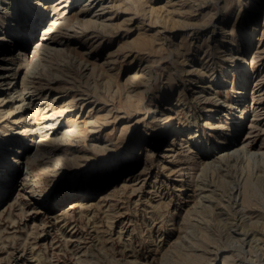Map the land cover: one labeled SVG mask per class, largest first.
I'll list each match as a JSON object with an SVG mask.
<instances>
[{
  "label": "rangeland",
  "instance_id": "obj_1",
  "mask_svg": "<svg viewBox=\"0 0 264 264\" xmlns=\"http://www.w3.org/2000/svg\"><path fill=\"white\" fill-rule=\"evenodd\" d=\"M8 1L0 0V4ZM83 1L71 0L70 15ZM184 1L120 0L115 3V0H102L106 8L94 4L84 10V17L80 21L74 24L68 21L57 27L56 42L52 46L61 48V52L45 51L40 58L48 61L54 70L59 68L67 77L77 78L71 81L76 100L71 104V109L60 117L58 128L65 125V117L70 113L75 115L78 127H83L86 119L106 115L111 110L107 114L108 125L98 128L97 132L88 131L86 136L75 134L70 142L78 155H84L89 150L78 141L87 140L93 134L102 137L106 134L109 145L92 155L93 158L83 164L86 168L82 165L77 171L66 173L64 170L56 182L42 173H32L27 183L23 184L25 165L12 167L10 177H14L11 181L8 178L0 180V264H113L111 257L114 255L117 264H125L127 257L137 258L138 264H195L194 258L197 257L200 262L205 260L201 262L203 264H223L225 256H228L229 264H264V163L259 158H251L248 162L240 156L238 159L216 162V166L201 171L204 162L214 160L229 148V145L222 146L220 139L227 136V129L235 122L241 107L247 109V118L242 122L241 131L232 138V143L237 147L244 145L254 151L259 148L264 151V0H246L248 15L245 17L241 14L238 18L234 17L231 0L227 8H223L224 0H204V4L197 7L196 4L201 1L198 0L193 2V12L189 11ZM170 19L175 20L177 25L174 26ZM221 20L225 23L222 27ZM101 21L115 26L110 34L100 26ZM198 22L201 25L197 26ZM251 23L255 26L254 35L250 34ZM214 24L217 26L211 39ZM25 25L24 17L10 24H1L0 34L8 31V28L13 30L3 47L12 46L17 39L15 36L19 35L17 32L22 31ZM233 26L238 28L231 35ZM193 31L198 34L192 35ZM137 36L153 37L155 41L150 43L148 49L142 50L132 45ZM34 40L29 43L27 52ZM229 48L240 54L239 57L244 55L246 48H250L245 57L250 61L252 58L255 60L247 67L249 82L246 97L237 104L240 106L238 109L231 110L229 104L235 101V97L230 90L238 74L231 70L234 63L231 64L228 57L226 59ZM6 58L0 68L9 75L15 62L10 56ZM15 58L18 59L17 56ZM238 60L235 59V63ZM190 68L195 71L187 72ZM225 68H230L227 81L218 87L215 81L221 78ZM104 72L113 74L110 87L115 90V84L120 86L119 99L122 101L127 92L134 93L132 90L135 88L134 83H128L125 89L123 82L131 73L143 74L147 79H144L146 83L142 86L145 92L143 112L148 110L151 116V112L163 110L171 115L170 127L157 124L151 127L142 123L134 133L136 139L143 140L142 145L133 148V143L127 142V139L118 142V156L110 152L116 140L115 131L111 132L114 128L111 118L119 114L117 122H122L127 110L123 107L116 109L112 100L104 102L95 99V87L97 92L106 94L108 83L103 81L107 77ZM78 83H81L80 87ZM9 86L8 77L0 84V90H11ZM53 91L45 89L44 98L41 94L37 95V91H31L34 95L32 99L25 100L26 103L18 110L33 108L32 113L42 111L56 92ZM208 93L214 95V99L206 95ZM215 96L222 97L223 102H214ZM7 99H10L13 108L19 97L8 92ZM105 104L106 109H100ZM203 105L208 106L203 108ZM212 107L221 110L214 114ZM227 113L230 114L229 126L224 125L228 122ZM209 114L216 116L215 126L203 127V121L209 118ZM9 120L11 122L12 119ZM29 122L30 119L25 118L20 120L18 126ZM193 131L196 136L190 139ZM20 139L6 157L12 165L18 157L24 161L26 152L34 148L28 142L29 137ZM70 143L63 140L54 146L64 147ZM171 146L173 151L167 152L166 149ZM104 150L107 156L103 157L100 154ZM73 158L72 153L69 160ZM200 171L202 176H199ZM127 175L132 177L131 180L121 186ZM198 183L203 192L201 189L196 191ZM30 187L41 189L42 195H34L37 192ZM70 191L78 195L67 199ZM241 191L246 192L250 204L245 209L242 207ZM84 192L83 208L67 210V204L79 200ZM205 194L211 196L203 197ZM196 200L200 201L201 206L198 204L195 208L202 209V214L199 216L200 213L193 211L189 220L186 214L194 209ZM202 203L208 205L204 207ZM210 206H215L213 213L207 212ZM201 216L208 222H201ZM194 224L197 228H194ZM180 234L183 235L182 239L174 244Z\"/></svg>",
  "mask_w": 264,
  "mask_h": 264
},
{
  "label": "bare ground",
  "instance_id": "obj_2",
  "mask_svg": "<svg viewBox=\"0 0 264 264\" xmlns=\"http://www.w3.org/2000/svg\"><path fill=\"white\" fill-rule=\"evenodd\" d=\"M110 1L112 2V0H110ZM116 1H120V0H115V3H116ZM190 1L192 3H190ZM195 1H198V0H185L184 1L185 2L184 4H187L186 7L189 8L190 12L194 11V6L195 5H194L193 2H195ZM224 1H225V3L223 2L224 3L223 4V8H227L229 6V4H230V0H224ZM70 2H71V0H9L4 5L0 4V25L1 24L13 23L16 20L21 19L22 17H24L25 20H26L25 28L23 27L22 31L17 32L19 35L15 36V38L17 37V39H15L14 42L12 41L13 42L12 46H9L8 48H5V47H3V43L7 41L8 37H9V33H12L13 30L11 28H8V31L4 32L3 34L2 33L0 34V66H2L3 63L6 61V59H7L6 56H8V57L10 56V59L13 61V63L15 62V64L12 67V69H10L11 70V72H10L11 74H9V75L3 73V71H2L3 68L2 67L0 68V84H3V82L8 77H9V83L11 84V86H9V87H11L10 88L11 90H7V89L6 90L3 89L4 91L0 90V180L8 178L9 181H11L12 178L14 177V176L10 177L12 175L11 172H10L11 170H13L12 167L14 165L15 166L16 165H23V166L25 165L26 166V171H25L24 177L22 179L23 184L27 183L28 177H31L30 175L32 173H34V174L42 173V174H44V175H46L48 177H51L52 178L51 180L53 182H56L58 180V177H60L63 174L64 170H65L66 173L68 171L69 172L77 171L79 169V167H82V165L85 162H87V160L92 159L94 154L97 151L99 152L100 149H105L109 145L108 144V140L109 139L108 140L105 139L106 136H107L106 134H105L104 137H102V136H100L98 134H93L90 137H88L87 140L84 138L81 141H78L83 146H87L86 148L89 149V150H87V152L84 155H78V154L75 153L76 150L73 148V146H72V144L70 142H71L72 136L73 135L75 136V134H80V135L86 136V133L88 131L97 132V131H99L100 127L108 125L107 114L111 113V110H108V113L106 115L97 116V117H90L89 119H86V121H84V123H83L84 124L83 127H78V123H77V121L75 119V115L70 113L67 117H65V121H66L65 125L62 128H58V122L60 120V117H62L67 111H69L71 109V104L73 102H75L76 97H77V95L74 94L73 91H72L73 86L71 84V81L74 79L75 76L72 77V78L71 77H67L65 75L66 73L64 74L63 71L58 70L59 68L57 70H54L51 67V64H49L48 61H42L41 60V58H40L41 54H42V52H45V51H48V52L53 51V52H56V54L61 52V48H59L57 46H55V47L52 46V44H55V42H56L54 37H55V34H57L56 33L57 32L56 29H57V27L60 24L67 23L68 21H72L73 24H74L75 22L80 21V19H82L81 17H84V14H83L84 10L87 7L93 6L94 4H95V6H99V7H102V8H104L106 6V5L104 6V2H102V0H85L81 4H79V6H77V10L75 11V13L73 15H70V5H69ZM203 4H204V0H201V1H199L196 4V6L197 7H201ZM231 4H233V8H234V17L236 16L238 18V17H240L241 14H244V16L247 17L248 14L246 13V0H231ZM114 5H116V4H114ZM119 6H120V4H119ZM111 7H113V4L111 5ZM133 7H134V4H133ZM115 8H116V6H115ZM203 8L204 7H202V9ZM166 11H167V9H166ZM179 11H181V10H179ZM205 14L206 13H204V16H205ZM148 15H149L148 17L150 19V14H148ZM154 15H155V13H154ZM198 16H199V14H198ZM206 16H207V14H206ZM162 17H164V16H162ZM250 17H252V16H250ZM164 18H166V17H164ZM262 18H263V15L261 16V19ZM203 19H204V17H203ZM218 19H220V18H218ZM166 20L167 19L164 20L165 24H166ZM175 20H177V19H175ZM175 20H173V19L171 20L170 19V21L173 22V24L175 23ZM249 20H250V18H249ZM250 21L252 22L253 20H250ZM82 22H83V20H82ZM92 22H93V20H92ZM189 22H191V21L189 20ZM181 23L183 24V21ZM224 24H225L224 21L221 20V22H220L221 27L224 26ZM162 25H164V24H162ZM176 25L177 24L175 23L174 26H176ZM198 25H201V24L199 23V24H197V26ZM100 26H102V28L104 29L105 32H107V34L109 32H111V30L115 27V26L111 25L110 23L109 24H105V22H103V21H101V25ZM216 26L217 25L214 24L213 27H212L213 29H212L211 39L214 38V34L213 33L216 31V29H215ZM18 27H21V26L19 25ZM69 27H71V26H69ZM169 27H170V25H169ZM188 27H189V25H188ZM251 27H252L251 28V33L250 32L249 33L251 35H254L255 26H254L253 23H251ZM66 28H67V26H66ZM193 28H195V27H193ZM232 28L233 29H231V31H230L231 35L235 33V29L238 28V27H236V26L234 27L233 26ZM223 29H225V28H223ZM164 31H166V29ZM113 32H115V30ZM191 34L192 35H197L198 32L196 33V32L193 31ZM224 35H225V33H224ZM157 36H160V34L157 35ZM206 39H208V36L206 37ZM33 40H34V42L31 44L29 52H27L26 49L28 48L29 43L31 41H33ZM255 40H256V36H255ZM153 41H155V38H153V37L152 38H145L144 36H137L136 38L133 39L132 45L134 47H136V48L145 50V49L149 48L150 43H152ZM208 41H210V40H208ZM256 42H257V40L255 41V44H256ZM220 43H221V41H220ZM216 45H217V47L219 46L218 45V41L216 42ZM178 48H179V45H178ZM249 49L250 48H246L243 51L244 55H242V57H239L241 55L237 54L236 51L233 52L232 48L231 49L229 48L227 50V53H226V59L228 57V59L231 62V64L234 63V64H232V66H234V68L231 69L232 72L235 71V73L237 72V74H238L237 79H234V81L232 82V86H231V90H230L233 93L234 97H235V101L233 103L229 104L230 105V110H231V108H233V109L237 108L238 109L240 106H237V104H239V102L243 101L242 99H244V97H246V94H247L246 93V90H247L246 86H247V84L249 82V75H248L247 67H249L250 63H253L255 61L254 58H252V57H251L252 58L251 61H250V58H248V57L246 59L245 56L247 54H249V51H250ZM223 53H224V51H223ZM16 56L18 57L17 60L15 58ZM237 58L239 60H238L237 63H235V59H237ZM229 70H230V68H225L223 70V74H222L221 78H219L218 80L215 81L216 84L218 85V87L226 83V81H227L226 77H227V74L229 73ZM193 71H195V69L194 68H190L187 72L191 73ZM101 72H103V71H101ZM104 73L106 74L108 72H104ZM138 73H131L128 76V78L125 80V82H123V85H122L123 87L126 86L128 83L129 84L134 83V87H135L134 90H132L134 93L127 92V96H126V98L123 101L121 99H119L120 98V96H119V94H120L119 93L120 86L118 84H115V90L113 88L111 89V87H110V81L114 78L113 74H106L107 77H106L105 80H103L106 83H108V86L106 85L107 88L105 87V93L106 94H103L101 92H97L96 89H95L96 87L94 88V92L93 93H94V95H95L94 97H96L95 99L97 101L98 100L99 101L102 100L104 102H107V101L112 100L113 101L112 104H113V106L115 105L116 109L117 108L119 109V108L123 107V108H125L127 110L126 112H124L125 114L127 113L126 114L127 116L126 117L124 116L125 118H124V120H122V122L121 121L117 122V118H119L118 117L119 114H117V115H115V116H113L111 118L112 119L111 120L112 121V125L114 126V128H112L111 132L115 131V139L116 140H115L114 146L111 147L110 152L114 153L117 156H118V153H119V147H118V142L119 141H123V140H127L128 139L127 142L133 143L132 144L133 148L134 147L136 148V146L142 145L143 140L142 139H136L134 137V133H135V131L138 130L140 124L143 123L145 125H150L151 127H154L155 124L163 125L165 127H168L169 123H170L171 115L170 114H166L163 110H156L155 109L156 111L151 112V116L149 115V111L148 110H146L145 113L143 112L142 104H143V100L145 98L144 97V93L145 92H144V89H142V86L146 83V82H144V79H146V77H144L143 74H138ZM194 73H196V72H194ZM90 77H92V76H90ZM82 78H84V76ZM76 79H74V80H76ZM103 81H102V84H103ZM114 82H112L113 86H114ZM74 83H76V81H74ZM80 84L78 83L77 85L80 87ZM92 86H94V85H92ZM45 89L46 90L53 89L54 91H56L54 94L51 95L50 100L48 102V106L46 108H44L40 112H38L36 110L35 113H32V109L33 108H30L31 110L30 109H25V110L21 109L20 111L18 110L19 107H21L22 105H24V103H26L25 100H28V99L31 100L32 99V97L34 95L31 94V91H33V92L37 91L38 92L37 95L41 94L40 96L44 98L45 96L43 94V91ZM8 92H11V93L13 92L14 94H16L19 97V99L17 100L18 103H16V106L14 105L15 107H13V108L11 107L12 104L9 101L10 99L9 100L7 99ZM50 93H51V91H50ZM124 93L126 95V90H125ZM211 93H208L206 95H209L211 97L212 96ZM116 97H117V101L114 102ZM215 98H216V96H215ZM213 99H214V97H213ZM214 102H217L219 104L222 103L223 102L222 97H217L214 100ZM77 104L78 103H76L75 106ZM102 104H104V103H102ZM28 105L29 104L27 103V107H28ZM6 106H8V108H5ZM104 106H106V104L101 106L102 108L100 107V109H106V108H104ZM207 106L203 105L202 107L206 108ZM2 107H4V108H2ZM116 109H115V111H116ZM169 110H172V109H169ZM220 110L221 109L219 107H212L211 112H213L214 114H218L220 112ZM130 111H132L133 114H131ZM238 111L239 112H238V114H237V116H236V118L234 120L235 122L233 124H231V126H229V124H230L229 123L230 114L227 113L226 119H227L228 122L224 124L225 126H229L228 129H227V136H225L224 138L220 139L221 143L223 144L222 146L229 145L228 146L229 148H227V150L225 152H223L222 154H220L217 157H215L214 160L204 162V165L202 166V169H201L202 172L204 171V169L205 170L208 169V167L216 166L215 165L216 162L217 163L220 162V161L222 162V160H228L230 158L238 159L240 156L245 157V159L248 162L251 161V158L252 159L253 158H259V160L262 161V163H264V151H262V149L259 148V150H255L254 151L250 147H247V146H244V145L240 146V147H237V146H235V144L232 143V138L235 135H237V133L239 131H241L242 122L247 118L246 117L247 116V109L245 107H243V108L241 107ZM147 112H148V114H147ZM137 114H139V115L136 116ZM132 115H135V117L132 118L131 117ZM208 117L209 118L204 119L202 126L203 127L215 126L214 123H216V120H214V119H215L216 116L213 115V114H209ZM25 118H29L30 119L29 124L23 125V126H18L19 123H20V120L23 121V119H25ZM8 119H12L11 122H10V120L8 121ZM211 119H212V121H210ZM31 121H33V122H31ZM146 133L147 132H145L144 134H146ZM195 136H196V132H194V131L189 135L190 139L194 138ZM20 137H22V139L25 138V137H29V141L28 142H31L32 145L34 146V148L32 147L33 149L31 151H27L26 152V156L24 157L25 158L24 161H22V157H18L15 160H13V165H12V164H10L8 162V160H7L8 158L6 159V157H8L9 151L12 150V148L14 146V143L20 142V140H21ZM63 140L69 141L70 144L68 146H64V147H55L54 146L57 142H60V141H63ZM132 141H134V142H132ZM44 143H46V144H44ZM77 145H80V144H77ZM57 151H59V152L57 154H55ZM166 151L167 152L173 151V147L172 146L168 147L166 149ZM72 153H73V157L74 158L72 160H69V158L71 157ZM100 155H102L103 157L107 156V151L104 150V152L101 153ZM146 155L150 156L149 152H146ZM86 164H89V163H86ZM86 166H88V165H86ZM83 167H85V165H83ZM202 172H201V174L199 176L203 175ZM124 178H125V180L123 181L121 186H123L126 182H129L132 177H129V175H127V176H124ZM202 181H204V179H202ZM38 183H41V181H39ZM2 184H5V183H2ZM200 184H203V186H206L205 183H203V182H200ZM74 186H75V183L73 184V187ZM245 188L247 189V186ZM195 189H196V191H197V189L198 190L201 189V186L199 185V183L197 184V187ZM246 189H244V190H246ZM31 190L37 192L36 194H34L36 196L42 195L41 193L43 192L41 189H38V188L37 189L36 188H31ZM201 190H202V192L204 191L203 189H201ZM133 191H134V189H132V192ZM241 192H243V191H241ZM85 193L86 192H84L81 196H79L80 197V198H78L79 200H73V201L69 202L67 204V206H68L67 210L83 208L82 206L84 205V198L86 196ZM76 195H78V194L75 193V192L72 193V191H70V192H68L66 198L68 199L69 197H71V198L72 197H76ZM210 196H211V194L210 195H206V194L203 195V197H210ZM231 198H232V196H231ZM81 199L83 201H81ZM200 201H201V198H200ZM200 201L197 202V200H196V203L194 204L195 206H193L194 209L188 210V212L186 214L187 218L189 217V215L191 213H193V211H195V213H200L199 216L202 214V209L200 210V209L195 208V207H198V204H199V206H201L200 205ZM241 201H242V207L243 208L244 207H248L250 205L245 191L243 192V199ZM250 201H251V199H250ZM250 203H252V202H250ZM207 205H203V203H202V206H204V207H206ZM224 205H226V204H224ZM214 207L210 206L209 208H207V212H209V213L212 212L213 213L214 210H215ZM34 213H35V211H34ZM66 214H67V212H66ZM190 217H189V220H190ZM193 218H194V216H193ZM196 218L199 219L200 217H196ZM241 219L243 220V218H241ZM200 220H201V222L205 221V220L208 222V219H205L203 216H201ZM243 224H245V223H243ZM192 226H190V227H192ZM194 228H197V227H195V224H194ZM255 228H257V227H255ZM193 229H192V231H194ZM198 229H200V226H199ZM249 229H250V227H249ZM218 230H220V229H218ZM192 231H190V232H192ZM201 231H203L205 233L204 230H201ZM225 231H226V229H225ZM255 235H256V233H255ZM182 236L183 235L180 234L178 239L175 240L174 244H176L177 241L181 240ZM194 243H192L193 246L196 245ZM188 246H190V245H188ZM186 248H187V246H186ZM102 249H103V247H101V250ZM102 252H106V251H102ZM110 255H113V254H110ZM164 255L165 254H163L162 256H164ZM116 258L117 257H115V255L112 256L111 257V260H112L111 263L117 264L118 260ZM197 258H194L195 264L196 263L200 264L204 260L202 258L203 260L200 262ZM161 259H162V257L159 259L158 262L161 263ZM38 260H40V259H38ZM126 261L127 262L125 264H138L139 263L137 261V258H131L130 259V258L127 257ZM79 262L81 263L82 261L80 260ZM180 262H182V261H180ZM190 262H192V261H190ZM175 263H176V261H175ZM184 263L187 264V262H184ZM191 264H194V263H191ZM201 264H203V263H201ZM223 264H229L228 263V256H225L223 258Z\"/></svg>",
  "mask_w": 264,
  "mask_h": 264
}]
</instances>
